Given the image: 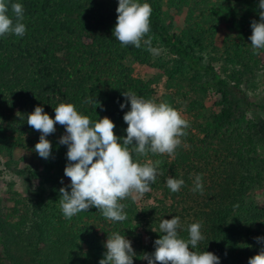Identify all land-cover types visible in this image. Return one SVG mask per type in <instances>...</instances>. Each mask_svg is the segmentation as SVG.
<instances>
[{"label": "trees", "instance_id": "16d2710c", "mask_svg": "<svg viewBox=\"0 0 264 264\" xmlns=\"http://www.w3.org/2000/svg\"><path fill=\"white\" fill-rule=\"evenodd\" d=\"M138 2L152 8L148 33L153 37L151 46L155 48L160 42L173 56L168 74L179 87L175 97L165 95L156 100L149 84L131 78V70L122 65L126 57L147 64L151 52L143 41L138 49L122 46L113 36L118 0H6L13 19L11 3L23 5L26 32L23 37H0V152L12 155L15 149H24L41 164L39 191L29 197L14 193L11 215L0 217V246L10 261L11 247L30 243L39 264H98L104 258L108 235L118 232L131 242L133 264H138L144 255L136 250L142 241L138 229L153 234L155 241L162 235L160 221L178 216L183 239L188 238L190 224L202 225L205 239L194 251L212 252L220 264H234L233 252L241 250L245 239L264 228V208L257 211L244 201L264 180L258 170L256 149L264 146V123L246 121L235 101L241 97L244 107L254 106L264 113V101L252 102L244 93L248 83L264 70V49L254 55L248 40L251 21L259 22V0ZM163 2L187 10L186 25L178 35L163 25ZM220 23L227 24L235 35L225 39L224 49L216 53L214 36ZM83 37L91 44H82ZM217 54L220 59L212 57ZM214 64L219 65V72ZM201 72L211 74L209 86L220 95V110L216 113L200 102L208 84L196 87L187 82L189 74ZM128 91L169 104L189 122L174 159L167 154L139 156L133 152V160L140 164L161 161L150 187L161 191L169 204L138 213L129 196L120 201L127 215L123 222L108 220L94 207L67 219L59 203V189L70 184L63 171L68 163L67 146L58 142L66 134L65 129L57 124L55 133L46 137L52 153L45 160L34 150L40 133L26 123V117L41 106L54 119L58 104L71 103L93 121L109 118L115 124V135L123 138L127 128L123 115L130 105L122 94ZM89 98L98 101L103 110L95 103H86ZM121 103H125L123 110ZM197 174H202L203 194L191 190ZM169 176L184 181L180 191L168 189ZM12 219L15 221H9ZM224 249L231 252L225 255Z\"/></svg>", "mask_w": 264, "mask_h": 264}, {"label": "clouds", "instance_id": "9594fccd", "mask_svg": "<svg viewBox=\"0 0 264 264\" xmlns=\"http://www.w3.org/2000/svg\"><path fill=\"white\" fill-rule=\"evenodd\" d=\"M259 22L251 21V42L253 54L264 49V0H259ZM0 0V37L14 34L23 37L26 32L24 8L21 3H11ZM117 18L113 36L122 46L132 45L141 48L143 41L146 49L155 54L158 49L151 46L152 36H148L152 8L148 3L138 0H118ZM147 36V39L145 37ZM130 110L123 115L127 125L126 136L117 137L114 133L115 124L107 117L91 120L80 114L71 103H60L54 108V119L37 106L26 117V123L40 133L39 141L34 150L42 159L51 157L52 145L46 137L55 133V125L64 127L65 135L59 138V144L67 146L68 163L64 168V176L70 179V184L59 189V203L65 218L71 219L78 213L96 208L103 217L112 222H123L127 219L120 201L136 193V199L151 191L150 185L155 182L160 160H148L140 164L133 160V152L139 156L152 154H167L175 158L176 149L181 144L180 137L186 136L185 129L189 122L180 112L169 104L146 100L128 91L122 94ZM86 103L98 101L90 98ZM125 103L120 104V109ZM63 183V181H61ZM194 193L203 194L202 174H197L193 181ZM184 185L182 179L169 176L166 186L175 193ZM70 188V191L67 189ZM201 223L188 226V238L179 235L180 218L162 219L159 231L162 235L154 241V252L145 253L142 259L147 264H220L219 257L212 252L194 251L199 242L205 239L201 232ZM257 243L264 244V237H256ZM106 252L98 264H133L135 256L131 242L124 235L113 232L108 235L104 244ZM247 264H264V247L258 254L248 259Z\"/></svg>", "mask_w": 264, "mask_h": 264}, {"label": "rangeland", "instance_id": "374dc122", "mask_svg": "<svg viewBox=\"0 0 264 264\" xmlns=\"http://www.w3.org/2000/svg\"><path fill=\"white\" fill-rule=\"evenodd\" d=\"M186 15V8L180 11L163 2L162 22L171 33L177 35L181 33L186 25ZM217 29L214 36L216 50L213 49V51L220 53L218 50L224 49L225 39L235 35V32L225 23H220ZM82 44H91V40L83 37ZM155 48L158 49V52L155 54L151 53L150 60L147 64L134 61L132 57H126L121 61L123 66L131 70V78L148 83L154 98L160 101L165 95L175 97L179 92V87L177 88L178 84H174L168 74L169 69L172 67L173 56L170 55L168 49L163 47L160 42ZM207 56L209 57L210 53ZM212 57L220 59L218 54ZM262 62L264 64V56L262 57ZM214 69L219 72V65L214 64ZM211 78V74H204L202 72L192 73L188 75L187 82L194 86L197 85L196 87L200 86L201 83L208 84L206 85V91L200 95V102L208 111L216 113L220 110L219 103L221 99L216 90L209 86V84L211 85ZM188 79H191V81ZM244 93L252 102L262 103L264 101V70L254 81L248 83L244 88ZM192 95H195V93H192ZM235 101L238 106V111L241 112V115H243L246 121H252L256 124L260 122L264 123V113L260 109L254 106H250L249 108L244 107L241 97H236ZM181 116L183 117L182 114ZM256 149L258 151V170L264 176V146ZM40 182L41 164L37 157L24 149H15L12 155L0 152V217L6 218L11 215L14 207L12 200L14 193L21 197H29L32 193L39 191ZM136 195V193H133L130 198L138 213L145 209H150L153 206H167L169 204V200L161 191L152 188L151 191L144 193L138 199L135 198ZM244 201L256 207L258 209L257 211L264 208V180L247 194ZM9 221L15 220L12 219ZM138 230L142 233V241L136 246V250L144 254H151L154 246L153 234L146 232L142 227ZM259 235L264 237L263 227L260 232L254 233L252 237L244 240L241 250L233 252L236 261L234 264H247L249 258L258 254L261 243H257L255 238L259 237ZM262 247H264V244H262ZM222 252L228 255L231 251L224 249ZM9 254L13 257L11 261L5 256L0 246V264H39L34 255V248L30 243L21 247H11ZM138 264H147V262L142 259Z\"/></svg>", "mask_w": 264, "mask_h": 264}]
</instances>
